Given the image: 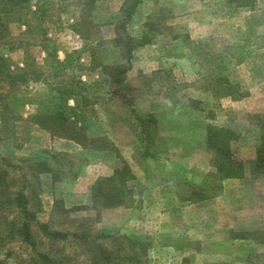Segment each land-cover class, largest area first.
Masks as SVG:
<instances>
[{
    "label": "rangeland",
    "instance_id": "rangeland-1",
    "mask_svg": "<svg viewBox=\"0 0 264 264\" xmlns=\"http://www.w3.org/2000/svg\"><path fill=\"white\" fill-rule=\"evenodd\" d=\"M130 4L97 1L87 39L74 27L78 0H27L15 9L0 51L34 80L12 91L18 102L24 97L23 105H10L13 114L26 119L50 89L71 85L77 93L69 104L82 105L78 118L87 132L106 136L114 149L83 148L16 122L14 133L0 131V154H62L59 181L40 175L39 219L70 229L81 217L95 218L96 229L116 234L119 264H264V172L255 166L264 116V0H141L128 18ZM129 36L136 39L130 59L123 51ZM92 58L129 65L124 84H110ZM7 89L5 83L0 93ZM210 125L235 132L241 176L218 166L206 144ZM123 161L135 175L131 201L97 212L92 184ZM57 198L67 208H88L54 213ZM5 248L1 264L26 257L14 243L5 260ZM79 253L73 264L86 259ZM134 254L138 260L129 261Z\"/></svg>",
    "mask_w": 264,
    "mask_h": 264
},
{
    "label": "trees",
    "instance_id": "trees-1",
    "mask_svg": "<svg viewBox=\"0 0 264 264\" xmlns=\"http://www.w3.org/2000/svg\"><path fill=\"white\" fill-rule=\"evenodd\" d=\"M97 1L99 0H78L80 22L74 27L86 39L93 22L91 14ZM140 1L128 0L131 4L128 5L127 10H124L128 18L132 16ZM26 2L27 0H0V43L10 34L8 24H6L10 15ZM127 41L128 44L125 45L123 51L130 59L134 46L132 44L136 39L129 36ZM91 62L94 68L100 66L102 72L108 76L110 84H124L122 73L128 70L129 65L127 67L122 64L107 65L103 62L97 63L94 58ZM31 72L33 71L28 67L18 66L0 51V88H4L5 83L8 87L0 93L2 115L0 131L2 134H8L11 131L14 133L18 126L16 122H25L42 127L52 137L73 140L83 148L96 151L114 149V144L106 136H94L87 132L85 119L81 121L78 118L81 115L82 105L77 102L74 105L69 104L71 96L77 93L71 85L70 87L64 86L55 93L50 89L48 94L43 95L44 98L36 102L38 105L41 104L42 108H38L26 119L17 113L14 115L10 105H23L24 97H21L18 102L16 93L12 91L21 84L31 79L34 80L28 76L32 74ZM10 115L14 123H10ZM150 117V119L153 118V116ZM257 126L260 137L256 148L255 166L258 171L264 172V116L260 117ZM233 139H236L233 130L226 127L208 126L206 144L218 156L220 160L218 166L221 167L224 175L238 177L242 175V169L231 148ZM61 155L49 150H43L35 156L18 158L0 154V248L1 246L7 248L4 252L5 260L12 253L10 246L14 243L27 250L26 257H18L20 264H73L78 252L86 256L83 264H116L118 260H124L119 257V247L114 244L116 234L96 229L92 225L95 218L81 217L70 229H57L53 227L51 221L43 222L39 219V213L42 210L40 175L47 173L52 176L53 182L59 181L61 169L58 168L63 165L62 159H59ZM134 178L135 175L130 165L125 161L115 169L112 175L99 177L91 188L92 207L99 212L102 209L128 204L133 197L130 181ZM83 208L86 209L88 206L76 205L67 208L62 199L57 198L54 202V213L56 211L67 213ZM135 244H140V242ZM67 247L73 249V252H67ZM138 258V255L134 254L129 261L133 259L137 261Z\"/></svg>",
    "mask_w": 264,
    "mask_h": 264
},
{
    "label": "crops",
    "instance_id": "crops-1",
    "mask_svg": "<svg viewBox=\"0 0 264 264\" xmlns=\"http://www.w3.org/2000/svg\"><path fill=\"white\" fill-rule=\"evenodd\" d=\"M113 173H114V172H113ZM113 173H112V174H113ZM112 174H111V175H112ZM96 180H97V179H96ZM96 180H95V181H96ZM93 184H94V183H93ZM93 184H92V186H93ZM92 186H91V188H92ZM91 188H90V189H91ZM90 192H91V190H90Z\"/></svg>",
    "mask_w": 264,
    "mask_h": 264
}]
</instances>
